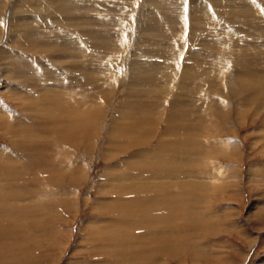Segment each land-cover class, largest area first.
<instances>
[{"label": "bare ground", "instance_id": "1", "mask_svg": "<svg viewBox=\"0 0 264 264\" xmlns=\"http://www.w3.org/2000/svg\"><path fill=\"white\" fill-rule=\"evenodd\" d=\"M11 1L10 16L6 17L7 19L4 17L0 31V56L12 60L15 59L14 57L19 59L12 50L14 54L8 51L10 50L7 48L8 43L4 44L2 39L6 32L10 36L11 31H14L12 37L10 36V42H14L13 44L17 47L27 48V45L37 47L39 53H44L57 70L54 75L44 71L45 73L38 74L36 78L31 76L32 73L29 71L23 70V65L19 66L20 61H14V66L0 62V78L2 76H6V79L7 77L13 78L18 84H23V81L28 83L30 77L32 80H37L36 86L33 83L29 84L32 88H37L29 94L16 88L18 92L15 93L19 96L15 97L17 99L15 102L22 110H28L29 120L37 117L47 119L48 116L56 121L60 120V124L56 126L53 130L54 134L51 135L53 138L55 134H58L69 141L72 138L71 134L82 133L83 130L80 127H86V122L90 131L88 129L85 132H92L96 127V122L94 120L95 125L91 129L90 123L88 124L91 118H85L84 113L99 112L102 110L103 103L90 102V105H85L84 99L88 98L84 97L85 93L88 91L89 97L92 98V91L98 89L101 94L104 93L103 97L111 100V95L117 90L119 84L126 86V93L124 91L125 95H123L127 98L121 100L124 110L120 111V116L113 120L114 125L110 133L116 136L108 144L114 150L122 146L120 142H125L116 138H120V135L127 136L134 128L138 130L139 137L128 141L129 145L132 147L134 144L139 145L145 142L144 135L153 131L155 134L156 129L163 123H157L158 120L166 119L164 126L167 125V127L161 133L163 136L175 135L174 130H181L176 126L177 124L183 125L182 128L196 127L194 119L198 113L209 124L203 135L192 134L193 138L187 140L164 137L166 141L160 140L152 148L148 147L147 150L137 148V151L131 153L133 159H126L128 155L122 159L128 169L141 167L146 163L153 164L157 170L153 173L155 175L153 179L160 181L157 184H151L148 176L131 174L130 176L124 175L122 179L132 181L139 178L146 179L148 182L146 184L131 182L132 184L128 186L112 183L109 187L110 192L117 195L114 197L117 199L111 198L112 201L128 205L129 207L125 210L131 215L139 214L138 211L142 214L135 222L127 221L128 219L115 214L112 215L111 219L114 222L106 232L111 235L110 241L105 242L106 240L102 239L105 240L103 247L124 246V250L118 255L109 251L108 256H124L125 259H123L128 264H153L154 260L151 259L150 254L144 252V249L136 251L135 246H132L133 236L130 229L136 226V228L143 229L144 234L153 233L156 230L161 233L163 229L158 231V226L164 225L163 227L177 229L178 233H184L180 226L184 227L187 223L189 224L188 221L198 214V208H200L198 211L203 209L207 202L205 193L213 190V185L216 184L212 180L219 181L228 177V169L223 165L226 162L223 160L240 161L244 153L242 152L243 144L249 135L252 136L251 139L254 138L249 145L250 149L264 150V0H165L168 6L164 7L172 10L160 16L159 11L147 1V4L140 8L138 0ZM135 7H137L136 10ZM119 8L129 10L128 13L125 12L121 26L128 25L134 17L138 24L137 31L133 29L135 23L133 28L128 26V28L120 27L119 30H114L117 20L115 14L112 13ZM138 8L140 9L139 14L142 11L145 14L138 16ZM25 9L34 13L40 10L41 16L32 15L23 18L20 14ZM16 12H18L17 15ZM130 44L133 48V57L131 61L128 60L129 71L126 72L124 69L127 65L126 61L116 59V50L111 47L123 50L122 48H127ZM28 48L31 49L30 46ZM101 50L104 51L103 55L99 54ZM52 79L60 80L61 83H47V80L50 82ZM129 103L141 107L143 111L140 112H144L149 106L158 110L161 104L167 105L166 107L172 106L174 111H170L172 115L168 113V116L156 115L155 117V113H151L152 115L149 113L137 117L132 115L133 112H127L125 105ZM69 113L75 116L69 120L75 121L74 124L68 122ZM99 115L97 113L98 117ZM1 116L7 124L5 127L11 126L13 130L11 133L3 123L2 128L7 134L11 133L19 138L21 136L28 148L37 143V138L31 129L27 130L18 126V124L28 125L24 120L16 115L15 120L10 121L5 118L6 115ZM15 121H18V124H14ZM48 125L50 128V123ZM245 131L249 132L248 136ZM32 138H34L33 141H30L29 139ZM67 141L48 145V139L44 141L43 149H50L46 148V145L55 149H51L52 153L51 151L46 152L45 156L51 158L44 160V167L66 159L62 153L66 143H69ZM162 145L165 147L159 150ZM170 146L176 154L173 157H165L164 153L171 152L167 148ZM8 156L12 157L11 154ZM162 168L168 170L164 169L161 173ZM42 169H39L40 173ZM233 176L237 180L231 186L234 185L237 189L229 191L241 193L243 176L239 172H235ZM184 178L188 180L180 181ZM202 178L204 179L200 180ZM19 181L20 179L16 184L20 183ZM176 182L178 188L175 189V193H178L171 196L169 200L163 198V194L166 197L169 196L171 191L169 186H175ZM16 184L8 183L6 187L0 186V201L2 197L22 200L46 191L44 188L19 192V189L15 187ZM3 188L7 191L1 192L4 191ZM118 188L121 189L119 193L114 191ZM179 188L185 190L179 192ZM109 190L105 189V192ZM187 190L190 195H186ZM124 191H131L124 196L133 192H144L145 195H141V198L130 196L125 199L122 195H118ZM149 204L150 206L157 205L156 210H151L150 206L147 207ZM160 205H163L164 209L158 208ZM136 209L138 211H134ZM219 213L220 211L218 215ZM181 215L184 216L182 221L180 220ZM0 217H4L1 202ZM2 218H0V224ZM171 218L173 223L170 227L168 222ZM170 232L173 231L170 230ZM121 235H125V241L122 240ZM154 235L160 236L161 234ZM142 237H147V235H142ZM164 237L167 236H161V238ZM5 249L4 242H0V253ZM135 257L145 263L138 262ZM118 259H109V262L121 263ZM109 262L107 264H110Z\"/></svg>", "mask_w": 264, "mask_h": 264}, {"label": "rangeland", "instance_id": "2", "mask_svg": "<svg viewBox=\"0 0 264 264\" xmlns=\"http://www.w3.org/2000/svg\"><path fill=\"white\" fill-rule=\"evenodd\" d=\"M138 1L140 8L147 4L146 1L151 3L150 5L159 11V16L162 13L168 14L172 10L164 7L167 5V1L165 0ZM119 9L112 13L113 15L115 14L117 20L114 30H119L120 27L128 28V26L133 28V24L135 23L133 29H136L137 31L138 24L134 17L130 20V25L128 23V25L123 24V26H121L123 23L122 18L126 14L125 12L128 13L129 10L122 8ZM134 9L136 10L137 7ZM11 10V0H0V31L4 17L7 19L10 16ZM39 12L41 11L38 10L34 13L31 10L25 9L20 16L27 18L32 15H37L39 17L41 16ZM139 12L140 9L137 12L138 16L145 14L144 11L140 14ZM15 14L17 15L18 12ZM24 14L26 15L24 16ZM11 33L13 34L14 31H11ZM10 36H8L6 32L2 37L3 43H8L7 48L10 49L8 51L12 54L16 53L14 55H18L19 59L14 57L15 59L12 60L11 58L0 56L1 63L14 66V61H20L19 66L22 67L23 65L22 69L29 71L32 74L34 73L33 75L31 74V76H35L36 78L38 74L45 72H50L54 75L57 70L55 69L56 66L50 62L51 60L45 56L44 53H39V49L31 45H27V48H25V46L17 47L13 44L14 42H10ZM29 46L31 49L28 48ZM114 48L116 50V59H123V62L126 61L127 65L124 69L128 72V62L131 61L133 57L132 45L130 44L129 47L122 48L123 50H119L118 47H111V49ZM11 50L14 53L11 52ZM23 50L24 52H21ZM103 52L104 51L101 50L99 54L103 55ZM43 56H45V58ZM45 67H48L49 69L45 70ZM7 79L6 76L0 78V115H6L5 118L9 121L13 119L15 120V115L24 120L28 125L21 126L18 124V121H15L14 124H18V126L26 128L27 130L31 129V132L37 138V143L34 144L33 147L31 146V148H28V145H26L24 140L21 139L20 135L19 138L14 134H11L13 131L11 126L6 128L5 125L7 124L4 123V117H0V186L6 187V184L8 183L10 185L13 183L14 185L18 179H20V183L15 185V187L19 189V192H28L31 191V189L37 190L44 188L46 191L42 194L39 193L35 197L29 196L22 200L16 198L6 199L2 197L0 202L3 207L4 217H0L2 218L0 224V242H4V247L6 249L4 250L5 252L3 251L4 253H0V263L107 264L109 259L116 260V258H120V260L118 259L119 261H117L121 263H109L128 264L127 261L124 260V256H108L110 253L109 251L114 252L117 255L121 254V251L124 250V246H111L110 248L109 246L103 247L105 240V242L110 241L109 237L111 235L109 233L106 234V232H108L107 229H109V226L114 222V220L111 219L112 215L115 214L121 218L128 219L127 221L135 222L139 220L142 213L136 209L134 211H138L139 214L131 215L125 210V208L129 207L128 205L118 203V201L115 200L112 201L113 199L111 200V198H114L117 195L110 192L109 187L112 183L128 186L131 182L146 184L149 181L151 184L155 185L160 181L159 179H153V176L155 177L153 173L157 171L153 164L146 163V165H142L141 167L128 169L125 167L126 164L122 162V159L127 155L126 159H133L131 153L140 148L142 150H147L148 147L152 148L158 143V141L165 140L164 137L169 139L187 140L188 138H193L192 134L203 135L209 124L201 118L198 113V116L194 119L196 127L182 128L181 126L183 125L179 126L177 124L176 126H178V128L180 127L182 131L176 129L173 131L175 132V135L169 134V136H163L161 133L162 130L167 127V125L164 126L166 119L158 120L157 123H163L157 129L156 127L154 128L156 129L155 134L153 131L147 133L148 135H144L146 141L139 143V145L134 144L131 147L128 142L139 137L138 130L135 128L132 129L127 136L120 135L121 137L116 139L125 142H120L122 143V146H118V148L114 147L115 150H117L115 152V150L109 146V141L116 135H111L110 132L114 125L113 120L115 117L120 116V111L124 110V107H122L123 101L121 100L127 98L126 96L124 97L126 86L119 84L120 86L118 85L117 90L113 93L115 96L113 94L111 95V100L103 97L104 93L101 94V91L98 89L92 91V98L89 97L90 95H88L87 91L84 95V97H88L84 99L85 105H90V102L103 103L102 110L99 112H91L90 114L84 113V115H86L85 118H91V120L88 121V124L90 123L91 125V129L92 126L95 125V122L96 127L93 126L94 130L87 133L85 130L89 129L90 131V128L87 127L86 122V127H80L81 130H83L82 133L71 134L72 138L67 141L62 136H58V134H55L54 138L51 136L54 134L55 131L53 130L56 129V126L60 124V120L56 121L50 116L46 117L48 120L40 117L29 120L28 110H22V108L20 106L18 107L15 102L17 101L16 98L19 96L16 94L18 92L17 90L21 89L20 91L23 93L29 94L30 92H33L34 89L37 90V88H32L29 85L30 83H33L34 86H36L37 80L34 79V81L30 77L28 83L27 81H23V84H18L13 78L7 77ZM48 81L49 80H47V83L49 84L51 82L61 83L60 80L57 81L56 79H52L50 82ZM166 106L167 105L161 104L158 110L155 107L153 108V106H149L144 112H140L143 110L141 107L135 106L134 103L125 105L128 109L127 112H133L132 115L137 117L149 113V115L155 113V117L156 115L168 116V113L173 112L174 108L172 106ZM148 109L149 111L147 112ZM162 109L164 111H162ZM69 111L72 110L69 109ZM97 113L100 114L99 117L97 116ZM170 115H172V113ZM71 117L75 116L74 114L69 113L68 122L74 124L75 121H69L71 120ZM50 119L52 121H50ZM48 123H50V128ZM2 124L6 129H9L11 133L7 134L5 129L2 128ZM115 132L123 133L122 131ZM245 133H247V136L249 135L248 131H245ZM251 137V135H249L248 138L246 137L247 141L243 144L242 150L245 154L243 153V158L240 161L236 162L231 159L223 160L226 162L223 165L228 169V177L219 181L212 180V182H216V184L213 185V190L205 193L207 202H205V205L201 204L202 206L204 205L203 209L201 208L202 210L198 211L200 209L198 208V214L196 213L197 215H195L196 217H192V219L188 221L190 223H187L184 227L180 226V229H182L184 233H178L177 229H169V227H163L164 225H161L158 226V231L163 229L161 233L157 232V230L153 232L154 234L161 235L155 236L153 233L144 234L143 229L134 226L130 229V233H132L133 236L131 243L133 247L135 246L136 251L144 249V252L150 254L152 257L151 259L154 260L152 262L153 264H264V150L250 149L249 145L254 139H251ZM34 138L29 140L33 141ZM47 139V145L49 143H61L62 141H67L69 143H66V149L64 148V152L62 153V156L64 158L66 157V159L54 164H48L44 167V160L51 158L50 156H45L46 152L51 151L50 153H52L53 151L51 149H54L47 145L46 148L50 149H43L44 141ZM167 144L169 143L167 142ZM164 147L165 146L162 145L159 150ZM167 148L168 150L172 149L171 146ZM172 152L173 150L164 153L166 155L165 157L175 156L176 153ZM9 154H11L12 157H9ZM39 169H42L43 171L40 173ZM164 169L167 168H162L161 173ZM235 172H239L243 176V179H241V189L243 188L242 191H240L241 193L234 192V189L237 188L234 185L231 186V184L236 183L237 180L233 176ZM131 174L148 176L150 179L148 181L139 178L132 181L122 179L124 175L130 176ZM19 175L22 179L19 178ZM190 176L193 178L192 174H190ZM203 179L204 178L200 180ZM187 180V178H184L180 181ZM169 188L171 189L169 196L166 197L165 194L162 195L163 198H167L168 200L171 196L178 193H175V189L178 188V183L176 182L175 186H169ZM105 189H108L109 191L105 192ZM165 189H167V187ZM231 189L234 191H229ZM3 190L4 191L1 192L7 191L6 188H3ZM120 190V188L114 189L117 193H119L118 191ZM179 190V192H181V190L185 189L179 188ZM129 192L131 191H124V193L118 195H122L125 199L130 196L141 198V195H145L144 192H133L132 194L124 196V194ZM188 193L189 190H187L186 195H190V193ZM148 196H150L149 193ZM185 198L188 199V197ZM149 206L150 204L147 205V207ZM156 206L157 205H151L149 208L151 210H156ZM161 207L164 209L163 205H160L158 208ZM168 210L170 209L168 208ZM219 211L220 213L218 215ZM147 214L150 213L147 212ZM182 215L181 219L178 218V220L180 219L182 221V218L184 217ZM171 220L172 218L169 219L168 222L170 223V227L173 223ZM234 223H236V225H234ZM174 225L176 226V224ZM170 230L173 232H170ZM142 235H147V237H142ZM163 235H166L167 237L161 238ZM121 236H123L122 240L125 241V235ZM23 239L25 240L23 241ZM102 239L105 240L103 241ZM162 239L166 242H163ZM145 242H148L149 244H145ZM123 243L124 242L122 241V244ZM163 248L165 249L163 250ZM3 254L4 257H2ZM136 260L145 263V261L142 262L138 260V258H136Z\"/></svg>", "mask_w": 264, "mask_h": 264}]
</instances>
